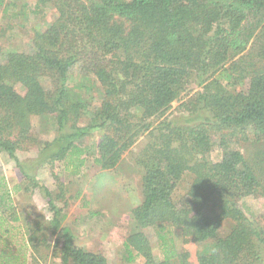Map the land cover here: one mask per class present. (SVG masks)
I'll return each instance as SVG.
<instances>
[{
	"label": "trees",
	"instance_id": "trees-1",
	"mask_svg": "<svg viewBox=\"0 0 264 264\" xmlns=\"http://www.w3.org/2000/svg\"><path fill=\"white\" fill-rule=\"evenodd\" d=\"M49 10L55 19L30 51L0 46V154L26 178L12 188L0 179V228L12 233L15 196L37 189L53 217L46 227L43 217L27 223L25 254L4 249L0 264H27V251L35 257L50 245L48 231L59 237L60 264H108L75 244L32 171L60 164L78 176L92 151L94 164L111 171L141 139L132 160L143 201L132 210L128 261L189 264L178 232L203 247L196 264H264V212L250 217L243 208L264 199V151L257 161L243 153L249 143L264 148V0H37L24 13ZM185 96L179 114L166 116ZM34 119L47 121L51 140L34 132ZM95 135L94 151L86 140ZM29 148L36 157L23 162L19 152ZM148 229L157 231L160 261Z\"/></svg>",
	"mask_w": 264,
	"mask_h": 264
},
{
	"label": "rangeland",
	"instance_id": "rangeland-1",
	"mask_svg": "<svg viewBox=\"0 0 264 264\" xmlns=\"http://www.w3.org/2000/svg\"><path fill=\"white\" fill-rule=\"evenodd\" d=\"M37 0H7V9L0 8V46L7 53L10 50L28 52L31 49L32 40L38 32H42L48 24L55 19V12L47 11L44 15L35 17L32 14L25 15V8L32 6ZM188 94L197 90L196 86L190 88ZM21 91V90H20ZM186 100V96L174 102L166 116H177L180 105ZM47 121L34 119V132L43 141L51 140L53 130L45 132ZM49 125V124H48ZM99 136L95 135L86 140L87 146L95 151ZM142 139L139 141V143ZM143 142V141H142ZM137 144L117 168L111 171H102L93 161L91 152L87 165L83 172L74 176L60 165L56 164L52 170L48 165H42L32 171L37 180L42 182L52 192L55 203L62 210L64 216L63 227L72 230L75 244L94 253L105 256L108 264H144L143 258H136L134 262L128 261L125 243L133 231L132 210L143 201L141 188V171L134 166L133 157L141 149ZM254 143L247 144L243 149L245 156L251 161L261 159L263 147H257ZM37 148L19 152L23 162H29L36 157ZM6 180L10 188L17 184H23L25 177L17 167L14 160L6 154H0V179ZM59 179V180H58ZM19 221L15 223L12 233L5 236L0 228V236L10 238L11 249L5 248L6 241L0 237V252L13 255L25 254L22 247L27 238L26 224L42 220L46 227L53 214L50 211L47 199L39 190L33 193L19 194L14 198ZM243 208L250 217H257L264 212V199L246 201ZM230 225L226 224L221 231L225 236ZM155 229H148L145 234L150 239L155 256L160 261L158 253V240ZM50 245H41V254L35 257L27 251V264H60L56 257L61 245L58 246L59 237L48 231ZM175 245L180 252L187 251L190 254L189 264L197 263L198 253L203 249L196 244H186L182 235L175 234ZM58 246V247H57ZM31 251V250H30Z\"/></svg>",
	"mask_w": 264,
	"mask_h": 264
}]
</instances>
